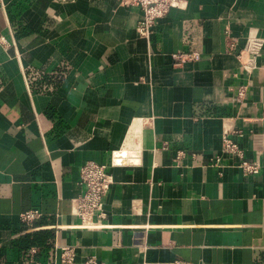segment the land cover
I'll list each match as a JSON object with an SVG mask.
<instances>
[{"label": "crops", "instance_id": "0c3cea01", "mask_svg": "<svg viewBox=\"0 0 264 264\" xmlns=\"http://www.w3.org/2000/svg\"><path fill=\"white\" fill-rule=\"evenodd\" d=\"M184 2L140 36L120 0H0V264H64L61 244L72 264H264V0ZM224 134L257 173L211 163ZM86 160L113 177L97 228L76 226Z\"/></svg>", "mask_w": 264, "mask_h": 264}, {"label": "built area", "instance_id": "2783aa9c", "mask_svg": "<svg viewBox=\"0 0 264 264\" xmlns=\"http://www.w3.org/2000/svg\"><path fill=\"white\" fill-rule=\"evenodd\" d=\"M70 1V0H60ZM121 3L127 5H135L141 8L142 15L137 24V32L140 36H148L155 21L164 16L172 7H183L184 0H120ZM0 40L5 42V38L0 35ZM261 38H247L244 47L238 52L241 66L250 71L253 66V55L258 51ZM175 62L196 59L198 54L195 52H179L172 54ZM244 93V86L238 88V95ZM222 153L215 155L211 159V163L223 166L224 157L232 158L234 166L240 168L243 174H255L260 169V162L256 159L245 158L242 149L228 135L222 137ZM183 155V151L179 150L177 157ZM115 157L118 158L115 160ZM128 162L127 154H113L112 164H123ZM113 182L112 174L107 169V164L94 160H86L80 166L78 183L82 186V191L74 198V212L78 217L76 226L81 228H97L104 226L102 219L106 216L104 209V195L108 191ZM41 211L36 208H28L19 214L22 222L30 224V222L38 217ZM106 225V224H105ZM34 250V248H32ZM54 261L64 264H72L76 260V250L72 245L61 244L54 246ZM82 264H104L94 254L88 255L82 259ZM172 264H191L188 260L176 258Z\"/></svg>", "mask_w": 264, "mask_h": 264}, {"label": "bare ground", "instance_id": "6f19581e", "mask_svg": "<svg viewBox=\"0 0 264 264\" xmlns=\"http://www.w3.org/2000/svg\"><path fill=\"white\" fill-rule=\"evenodd\" d=\"M123 152H124V151H122V153H123ZM122 153H121V152H120V153L117 152L116 154H122ZM123 155H124V154H123ZM116 159H118V158L115 157V160H116ZM116 161H118V160H116Z\"/></svg>", "mask_w": 264, "mask_h": 264}]
</instances>
